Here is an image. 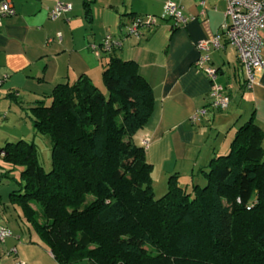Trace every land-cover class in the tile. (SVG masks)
<instances>
[{"label":"trees","instance_id":"trees-1","mask_svg":"<svg viewBox=\"0 0 264 264\" xmlns=\"http://www.w3.org/2000/svg\"><path fill=\"white\" fill-rule=\"evenodd\" d=\"M115 49L103 63L105 91L81 74L55 85L49 104L29 106L35 135L50 140L49 171L33 141L0 147L3 162L20 168L9 199L21 219L58 264H264V129L251 115L201 170L203 184L181 186L174 174L155 198L135 141L153 90Z\"/></svg>","mask_w":264,"mask_h":264},{"label":"crops","instance_id":"crops-1","mask_svg":"<svg viewBox=\"0 0 264 264\" xmlns=\"http://www.w3.org/2000/svg\"><path fill=\"white\" fill-rule=\"evenodd\" d=\"M11 1L15 13L3 19L0 27V77H4L0 102L8 101L3 106L11 108L9 101H14L21 110L30 111L29 106L49 97L55 85L73 82L81 74L100 84L109 52L97 55L91 45H101L110 35L120 42L115 51L138 64L153 90V111L135 141L144 147L152 165L154 194L164 193L174 174L181 186L203 184L201 170L213 156L228 151L232 130L235 133L236 124H243L251 115L264 129V68L256 83L246 87L236 49L221 38V46L210 50L207 62L216 70V82L231 97L229 106L221 110L209 106L211 80L196 66L201 54L197 42L221 32L225 0H60L69 2L71 10L54 20L48 11L57 0ZM167 1L181 6L189 18L185 25L174 26L172 18L161 17L154 26L140 27L137 35L128 34L135 17H158L164 14ZM85 3L91 10L90 21ZM261 33L264 40V28ZM261 53L264 59V46ZM233 101L240 104L230 106ZM203 108L206 113L194 121V112ZM23 115L19 110L4 112L0 133L3 122L19 123ZM243 118L247 119L242 122ZM29 119L31 122L32 117ZM18 132L13 136H22ZM31 132L33 126L27 134ZM143 140H147L145 145ZM9 230L11 235L0 241V264H57L30 230Z\"/></svg>","mask_w":264,"mask_h":264},{"label":"built area","instance_id":"built-area-1","mask_svg":"<svg viewBox=\"0 0 264 264\" xmlns=\"http://www.w3.org/2000/svg\"><path fill=\"white\" fill-rule=\"evenodd\" d=\"M227 4L225 20L221 24V32L214 33L207 38H202L197 42L196 47L201 52L196 61V66L206 72L211 80L209 92V106L214 109H226L231 101V97L225 88L216 82V70L208 64L210 50L221 46V38H225L228 44L236 49L237 56L243 65L245 74V86L250 88L256 81L258 75L264 68L262 47L264 40L262 29L264 28V2L256 0H225ZM71 10V4L57 0L55 5L48 11V17L52 20L59 18L64 13ZM15 13L11 0H0V27L3 19ZM164 14L174 20V26H183L188 21L178 4L167 1L164 7ZM163 17V16H162ZM158 19L154 15H140L133 19L132 24L127 28L128 34H138L140 27H151L157 23ZM50 41V40H49ZM120 45V42L111 39L107 35L101 45H91L93 51L99 55L101 51L109 52ZM4 77H0V86ZM206 109H199L194 112L192 119L198 120L206 113ZM147 140H143L145 145ZM11 235L7 228L0 227V241ZM16 264H24L18 261Z\"/></svg>","mask_w":264,"mask_h":264},{"label":"rangeland","instance_id":"rangeland-1","mask_svg":"<svg viewBox=\"0 0 264 264\" xmlns=\"http://www.w3.org/2000/svg\"><path fill=\"white\" fill-rule=\"evenodd\" d=\"M162 16L170 19V17H168V14H162L157 17L158 21L162 20L161 19ZM96 85L105 91V88L102 82ZM45 101H46V104H49L50 98L47 97ZM9 103L12 104L11 108H9L8 106H3V104L7 105L8 101L6 102L2 101V103L0 102V119L3 117L4 112L9 111V110L11 111L19 110L21 112L23 111V114L25 115H23L24 118L19 123H16V122H12L8 124L5 122L2 123L4 127L2 129V132L0 133V147L4 145L5 141H16L18 139H25L27 141L33 140V142L35 143L37 147V158H38L39 163L43 166V168L46 171H49L51 169V159H50L51 144H50L49 137L46 135H35L34 132L27 134L31 130V126H32L31 125L32 121L30 122V119H29V117H31L30 111L21 110L18 106V103H15L14 101H11V102L9 101ZM239 104H240L239 101H236V102L233 101L230 106H238ZM27 114L29 116H26ZM246 119L243 118L242 122ZM240 124H236L235 129L238 128ZM20 127L21 129H19ZM25 130H27L28 132H25ZM17 132L19 135H22V136H16V137L13 136ZM233 133L234 131L232 130V135L230 134L229 135L230 138L227 139L229 142H230V139L232 140L231 137H233ZM19 171H20L19 167H15L11 169L9 165L3 162L0 156V174L5 173V172L8 173V176L3 178L2 182L0 183V197H1L0 198V227L7 228V229L9 228L11 230L15 228L17 229L21 228V230L26 229V232H28L27 230H30V233L32 234V236L38 239L37 234L34 232L31 226L28 225L27 223H24V221L19 219L20 208L18 204L16 202H12L9 199L10 191L17 188L18 186L17 181L20 180ZM156 192L154 194L155 198H158L165 193L164 192L162 194H159L160 193L159 191H156ZM27 237H28V233H26L25 238L27 239ZM45 249L47 250V247H45ZM73 264H83V263L78 262V263H73Z\"/></svg>","mask_w":264,"mask_h":264}]
</instances>
